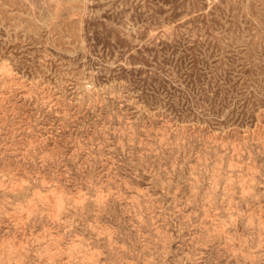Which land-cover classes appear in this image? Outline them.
Wrapping results in <instances>:
<instances>
[{
  "label": "rangeland",
  "instance_id": "1",
  "mask_svg": "<svg viewBox=\"0 0 264 264\" xmlns=\"http://www.w3.org/2000/svg\"><path fill=\"white\" fill-rule=\"evenodd\" d=\"M0 264H264V0H0Z\"/></svg>",
  "mask_w": 264,
  "mask_h": 264
}]
</instances>
